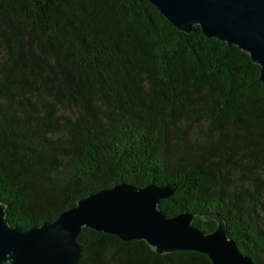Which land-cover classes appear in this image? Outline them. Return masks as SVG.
<instances>
[{
    "label": "trees",
    "instance_id": "16d2710c",
    "mask_svg": "<svg viewBox=\"0 0 264 264\" xmlns=\"http://www.w3.org/2000/svg\"><path fill=\"white\" fill-rule=\"evenodd\" d=\"M172 185L187 212L264 264V87L224 43L176 31L144 0H0V205L52 223L90 194ZM77 264H211L81 229Z\"/></svg>",
    "mask_w": 264,
    "mask_h": 264
},
{
    "label": "water",
    "instance_id": "95a60500",
    "mask_svg": "<svg viewBox=\"0 0 264 264\" xmlns=\"http://www.w3.org/2000/svg\"><path fill=\"white\" fill-rule=\"evenodd\" d=\"M144 1L176 31L192 34L197 27L204 38L246 54L264 87V0ZM173 192L172 185L119 184L78 200L52 223L27 230L8 226L7 207L0 205V264H77L81 229L125 243L143 241L157 253L204 254L211 264H254L227 238L215 215L203 217L216 224L207 234L192 227L187 212L166 218L157 206Z\"/></svg>",
    "mask_w": 264,
    "mask_h": 264
}]
</instances>
